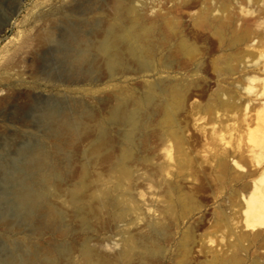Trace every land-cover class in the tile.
I'll use <instances>...</instances> for the list:
<instances>
[{"label": "rangeland", "instance_id": "obj_1", "mask_svg": "<svg viewBox=\"0 0 264 264\" xmlns=\"http://www.w3.org/2000/svg\"><path fill=\"white\" fill-rule=\"evenodd\" d=\"M90 1L92 3L89 0H0V264H26L24 262L30 255L34 264H62L63 257L58 247L72 244L76 249L70 246V256L74 254L71 263L83 264L84 256L80 249L89 240L92 246H96L93 249L97 257L104 262L107 260L104 264H139L141 261L143 263L140 264L146 261L147 264H215V256H223L226 252L231 254L232 245L236 249L243 243L246 247L239 251L243 258L241 264H261L264 261V223L253 228L246 226L244 220L246 197L252 194L255 185L260 188L256 194L264 200V180L260 181L264 176V0L242 3L230 0L228 9L239 14L255 31L241 44L225 49L218 47L219 38L212 31H204L193 24L194 17L205 5H211L214 12L220 14V1L223 0H189L190 4H185L186 7L175 10L185 24L183 28L188 38L200 50L197 65L187 71L182 63L177 73L194 84L191 96L178 114L183 142L179 146L174 139L161 140L162 131L156 124L158 115L151 114L150 127L147 126L151 135L147 129V136L143 131L138 132L135 147L138 155L135 153L134 160L130 162L133 173L126 184L129 191L125 193L124 200L129 211L124 221H115L112 212L103 208L105 210L101 209L103 212L100 215L90 217L91 224L86 226L76 216L74 206L65 201L64 195L55 198V201L66 213L59 224L68 232L65 237L51 234L49 228L39 235L33 222H26L23 218L14 193L21 188L20 177L30 179L33 176L27 164L30 155L42 147L51 159L62 165L71 160L72 167H65L62 174L64 189L70 188L79 179L82 166L90 162L88 178L91 180L88 181L92 189L87 195L95 192L98 187L95 183L101 177L108 181L102 180L105 182L103 187H112L116 178L111 177L113 174L109 169L123 145H120L124 142L121 134L125 129L122 125L106 122L108 111L117 103L114 92L122 86L120 89L124 87L125 90H122L128 91L127 94L140 95L145 83L158 82L175 73L161 71L158 66L149 75L137 72L118 74L111 79L97 73L92 75V80H87L84 65L73 63L71 54L75 45L68 37L79 31L82 35L92 36L97 25L112 19L108 6L110 0ZM136 2L138 7L147 3L151 6L142 7L145 12L149 11L147 16H152V19L170 4L166 0ZM138 2L142 4L138 5ZM243 19L236 22L238 32ZM50 32L54 36L47 40L46 33ZM225 54L232 55L233 70L219 76L215 60ZM77 73L79 77L75 75ZM220 87L224 90L223 98L230 100L232 105L207 109L211 96ZM87 110L94 116L90 121L91 127L95 128L98 122L109 127L112 146L108 153L103 151L92 159L85 152L95 139V129L70 146H65V141L58 138L55 132L56 117L61 119L66 114L75 120L80 112ZM221 157H224L226 168L219 164ZM245 182L251 187L244 189ZM181 198H185L187 204L191 200L190 205L180 204ZM169 205H173L170 210ZM158 227L163 228L162 231ZM254 232L260 235L253 240L251 233ZM242 235L250 238L241 241L239 237ZM125 237L132 240V245H140L136 246L137 249L134 245L136 256L133 255L129 261L118 252L127 244L126 240L124 244L122 241ZM149 243L151 247L158 246V250L151 251ZM144 246L146 248L143 249ZM38 250L43 255H39ZM51 250L55 255H50V258L48 254ZM136 250L141 252L137 251V254ZM66 258L63 263L69 264L70 258Z\"/></svg>", "mask_w": 264, "mask_h": 264}, {"label": "bare ground", "instance_id": "obj_2", "mask_svg": "<svg viewBox=\"0 0 264 264\" xmlns=\"http://www.w3.org/2000/svg\"><path fill=\"white\" fill-rule=\"evenodd\" d=\"M166 1L169 2L170 4L164 7L165 9L164 11H162V13L157 14L152 19V16H150L151 18L147 16L149 11L147 10L148 12H145L143 9V7L145 8V6H148L149 8L151 7L147 5L148 3L143 6L141 5L142 3L139 4L138 2V5H141L140 7H138L135 4L137 3L136 0H110L108 3V6L110 8L111 15H112L111 21L106 22L105 24L103 22L102 24L97 25V27L94 28L95 32L93 34L90 32L92 36L91 35L85 36L84 34L82 35L81 33H79L80 32L79 31V32H73V35L68 37L69 38L68 40L73 45H75V49H73L72 54H71L72 59L74 61L73 63H75L78 66L84 65L85 67L84 70L86 73L85 77L87 80H92L93 79L92 75L97 74V73L100 76L107 75L108 78H111V79L116 78L118 74L127 75L130 73L140 72V73L149 75L150 73H153L155 70H157L158 66L161 71H172L175 73L173 74L171 73L170 75L168 74L166 77L162 78L158 82H147L144 84V87L140 85L142 87V93L140 95H138L136 92L135 93L137 95H134L132 92L131 93L129 92V94H127L128 91L124 92L122 90L124 87L120 89V87L122 86H119V89L114 92V95L116 97L114 98L116 99L117 103L115 104L114 102L115 105L112 107L110 106L111 108L108 111L109 115H108V120L106 122L122 125L123 127H125V129H124V132H122L121 134L124 142L120 143V145L121 144L123 145H121V149L119 150V152L117 151L118 154L116 155L115 160L113 161L111 168L109 169L111 173L113 174L111 177L116 178L115 179L116 181L113 180V178L110 179V180L115 181L112 187L111 186L103 187L105 182L102 180H104L105 178L101 177L102 179L100 178L97 181V183H95L97 184L96 186H98L95 192L90 195H87L89 191H91L92 189V185L88 181V180H91L89 179L90 178L89 172L91 169L90 168L91 162H90V164H84L82 166V171L79 172L80 173L79 179L77 178L75 183L73 181L74 184H72L71 182L72 180H71L70 182L72 186L71 187L69 186L70 188L68 189H64L65 188L63 186L64 184H62L64 183L62 174H63L65 167L66 169L67 168L69 169L72 167L73 163L71 164L70 162L71 160L70 161L68 160L66 165H62L56 159L55 160L51 159L48 152L46 153L45 150H42V147L37 152L35 151L36 153L29 156L27 160L28 161L27 164L29 167V171L32 172L33 176L30 179H25V178L20 177L21 188L17 192H15L14 195L16 199L18 200L20 210L23 213V218L26 220V222L27 221L33 222V224L35 225V228L39 230L37 234H39L42 231L44 232L46 228H49V232L51 234H54L55 236L65 237L66 235H68L67 234L68 232L66 233V231H64L63 229L64 226L61 227L59 225L60 221L61 222L63 221L64 215H66L65 210L60 208L61 205L56 204V201H55V198L62 196V195L65 196V201L69 202L71 205L74 206V211L76 213V216L81 218L83 220V223L86 226H89L90 217L91 216L97 217L96 215H100L102 211L101 209L103 208L112 212V215H113L112 217L115 221H121V222L124 221V217H126L129 211V207L126 204V200H124L125 193L126 192L128 193L129 191L127 190L129 187L127 188L126 184H127V181H129L132 178V173H133V169L130 166V162L132 159L134 160V157H135V153H136L135 147L137 146V142H138L137 141L138 132L143 131V133H145L146 135V129H147L151 114H156V116L158 115L157 121L155 119L153 120L156 121L157 126L162 131L160 134L161 140L166 141V139L167 140L174 139L178 143V145L181 146L183 142V137L181 134L182 129L180 127V123L178 120L179 119L178 114L182 110V108H184L187 98L191 96V89L194 86V84L191 83L190 81H187L185 78H181V76H179L177 73L179 72V68H181L182 63L183 65L187 67V71L192 69L193 66H196L197 56L200 50L198 48V45L195 44V42H193L190 38H188L187 33H185L184 28H183V25L185 24H183L182 18L178 16L177 13H175V10H177L179 7L181 8L182 6H185V4L187 5L189 3L188 2L189 0H166ZM238 1L239 3L240 2L242 3V2H245L246 0H238ZM89 2L92 3L90 0ZM220 2L222 5V8H221L222 12L220 14H216L214 12L215 10L214 7H212L211 5H205L203 8H201L198 15L194 17L193 24L194 26L199 27L203 29L204 31L206 30L212 31L213 34L219 38L220 43L218 47L220 49H225V47L228 48V47H231L232 45L241 44V42L247 40L248 36L255 30H253L251 26L246 25V20L241 18V16L239 17V14L236 15L235 11L233 12L230 9H228V5L231 3L230 0H223ZM88 5L86 6L87 8H88ZM104 6H106V4ZM86 7H85V10H86ZM79 10H82V9H79ZM96 13H99V11ZM241 19H243V22L241 24V31L238 32L236 28V22L240 21ZM82 24L84 25L85 23H82ZM83 27L85 26H82V28ZM46 34H45L46 35L45 37L48 38L47 40L52 39L54 36L53 32L46 33ZM235 57L234 59L239 58V56L236 58ZM233 65H234V62H233L232 55L225 54L224 56H220L216 58L214 66H215L216 71L219 72L218 75L221 76V75H224L232 71ZM77 69L79 70V67ZM78 70H76V72H78ZM67 71L65 73H67ZM72 71L70 73H72ZM78 74L79 73L75 75L79 77ZM73 76H74V73H73ZM77 77H75V79H77ZM100 78H103V77H100ZM80 86H81V83H80ZM112 91H114V88ZM223 93H224V90L221 87L217 88V90L213 93V96H211L206 108L213 110L217 108H225L226 106H231L232 103L230 102V100L223 98V95H224ZM70 102L72 103V101ZM80 105L78 107L81 108ZM81 110L83 109L81 108ZM88 110H89V107H88ZM88 110L82 113L78 111L80 112L78 117H75L76 115L73 113L75 115V116L73 115V117L76 118L75 120H73L74 119L73 117H72L73 119H71L69 116H65L66 114L63 115V118L58 119L56 117L54 120H55V132L57 133L58 138H62V140L65 141V143L63 144L64 145L66 144L67 146L74 145L75 143L78 142V140H81L87 134H89L90 131L95 129V133H96L95 139L89 145V147L87 148L85 152L86 155L88 157H91L92 159V157L102 153L103 151H106V153H108L109 150L112 149V146L110 143L111 137L109 133L110 130L108 129L109 127L102 122H98L95 128L91 127L90 121L94 118V116L90 112H88ZM96 117L98 118V115H96ZM148 133L150 134V131ZM145 135H143V137ZM139 138L141 140L143 139L142 136ZM62 157L64 156L62 155ZM70 159H72V156H70ZM110 159H111V155H110ZM219 164L222 167L226 168L224 157H221L219 159ZM74 168H75V165H74ZM68 174L70 173H67V176H69ZM88 174H89V178H88ZM100 180L102 181L101 183H100ZM262 180H264V176H261L260 181ZM105 181H107V179H105ZM249 186L251 187V185L247 182L243 184L244 189H248ZM93 188H95V186ZM259 190L260 188L258 189V187L255 185L254 189L252 190V194L249 197H246V200H247V204L245 205L246 207L245 217L246 218L244 222L246 226H252L253 228H255L258 224L264 223V200L261 199V197H259V195L256 194L259 192ZM116 192L117 194L115 195ZM190 201L191 200H189L187 204V200L185 198L183 199L181 198L179 203L182 205L187 204L186 206L188 207L190 205L189 204ZM172 207L173 205L170 206L169 210L172 209ZM182 208L184 209V206ZM105 209H103V211ZM154 226L157 227L158 225H154ZM161 229L160 231H162ZM153 230H154V227H153ZM230 231H233V230L231 229ZM123 233H125V231H123ZM251 234H252L253 240L257 239L260 235L259 232H254ZM130 236L134 239L133 235H130ZM246 237L250 238L248 235H242L241 237H239V239L241 241H244ZM136 239H137V236L135 240ZM86 240L87 239H85V241ZM89 241L88 243L85 242L82 245V250L80 249V252L82 251L83 256H84V257L81 256L84 259L82 263L83 264H104L106 263L107 260L106 262H104L103 261L104 259L97 257L98 254L93 249V247H96V246L94 245L92 246V244H90L91 242L89 243ZM122 241H123V244L124 242H126L127 244L124 248H122V245H121L120 248H122V250L118 252L120 253V256H122V258L129 261L131 260L133 255L136 256L135 251H134L135 250L134 243H137V242H133L134 245H132L131 243L132 240L130 241L129 238H126ZM80 242H83V241H80ZM137 244L135 245V248L136 246L137 247L140 246ZM146 244L148 243L146 242ZM30 246L33 247L32 245ZM70 246H66V245H61L59 247L57 246L59 249V253L63 257V258L61 257L62 264H64L63 260L66 257L70 258V261L68 260V263L69 262L71 263V260L73 259L72 256L74 254L70 256L72 254ZM145 246L143 247V249L146 248ZM232 246L233 248H230ZM232 246H229L230 250L232 249L231 254L224 252L225 254H228L229 256L227 255L225 256V254L223 256H215L214 263L215 264H241L243 258L240 257L239 251L241 250L242 247L245 248L246 246L244 243L242 244V246L241 245L237 246L236 249L234 248V245ZM72 247L75 248L74 246ZM32 249L33 248H31V250ZM156 250H158V246L151 247V251L156 252ZM42 251H44L45 253V250H42ZM137 251L141 252V250H136V253ZM51 252L53 251L51 250L50 254L47 253L49 257L50 255H52ZM99 252H100V249H99ZM40 254L43 255L42 252H40L39 255ZM115 254H116V257H118L117 253ZM54 255L55 254H53L52 256L54 257ZM141 255L143 256V254ZM106 256H108V254ZM142 256H139L138 258ZM144 256L148 257L149 255H144ZM24 257L26 258V256ZM37 258L39 257L37 256ZM40 259H42V257H40L39 260ZM134 259L136 260V258ZM142 259H145V258L142 257ZM33 261L34 259L30 255V258H27L26 262L24 263L34 264L32 263ZM146 262L144 263L147 264ZM252 264L254 263L252 262ZM261 264H264V261Z\"/></svg>", "mask_w": 264, "mask_h": 264}]
</instances>
